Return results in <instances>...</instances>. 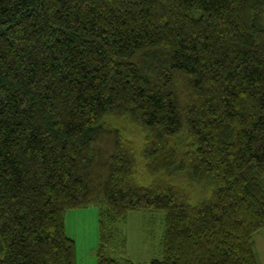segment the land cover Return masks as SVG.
I'll return each mask as SVG.
<instances>
[{
    "label": "trees",
    "instance_id": "1",
    "mask_svg": "<svg viewBox=\"0 0 264 264\" xmlns=\"http://www.w3.org/2000/svg\"><path fill=\"white\" fill-rule=\"evenodd\" d=\"M91 206L97 264L146 210L151 264H257L264 0H0V264H76Z\"/></svg>",
    "mask_w": 264,
    "mask_h": 264
},
{
    "label": "rangeland",
    "instance_id": "2",
    "mask_svg": "<svg viewBox=\"0 0 264 264\" xmlns=\"http://www.w3.org/2000/svg\"><path fill=\"white\" fill-rule=\"evenodd\" d=\"M127 137L140 145L138 130L127 128ZM100 216L96 206L68 210L64 214L66 235L75 241L76 264H97L100 243ZM114 238L108 245L111 256L133 264H151L161 257L164 212L146 210L129 212L125 221L109 224ZM258 238V237H257ZM124 240H126L124 244ZM257 264H264V241L254 242Z\"/></svg>",
    "mask_w": 264,
    "mask_h": 264
},
{
    "label": "crops",
    "instance_id": "3",
    "mask_svg": "<svg viewBox=\"0 0 264 264\" xmlns=\"http://www.w3.org/2000/svg\"><path fill=\"white\" fill-rule=\"evenodd\" d=\"M258 237V238H257ZM256 241H264V230H261L259 232H257L254 236H253V248H254V242ZM255 252V250H254ZM256 256V253H255ZM257 258V257H256Z\"/></svg>",
    "mask_w": 264,
    "mask_h": 264
}]
</instances>
